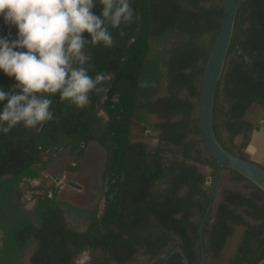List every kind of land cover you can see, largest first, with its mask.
<instances>
[{
	"label": "trees",
	"instance_id": "16d2710c",
	"mask_svg": "<svg viewBox=\"0 0 264 264\" xmlns=\"http://www.w3.org/2000/svg\"><path fill=\"white\" fill-rule=\"evenodd\" d=\"M220 5L131 0L134 18L121 26L125 35L109 24L114 46H88L90 75L109 76L89 93L88 105L77 108L55 94L56 119L0 132V264H162L176 246L198 264L206 177H214L216 163L199 132L197 97ZM8 31L0 20V35ZM13 83L0 70V86L7 91ZM263 121L264 0H246L216 88L213 130L223 148L250 159L246 146ZM135 122L149 133H131ZM91 142L106 151L102 206L62 199L46 185L52 176L78 173ZM202 239L203 264L256 263L264 256V191L222 168ZM165 264L184 263L174 251Z\"/></svg>",
	"mask_w": 264,
	"mask_h": 264
},
{
	"label": "clouds",
	"instance_id": "9594fccd",
	"mask_svg": "<svg viewBox=\"0 0 264 264\" xmlns=\"http://www.w3.org/2000/svg\"><path fill=\"white\" fill-rule=\"evenodd\" d=\"M98 5L99 15L93 12ZM133 18L131 0H0V20L9 29L0 35V70L15 81L7 91L0 86V102L7 101L0 110V132L56 119L50 110L55 94L60 102L86 107L89 93L109 79L106 73L90 75L88 46L113 47L108 25L121 28Z\"/></svg>",
	"mask_w": 264,
	"mask_h": 264
},
{
	"label": "water",
	"instance_id": "95a60500",
	"mask_svg": "<svg viewBox=\"0 0 264 264\" xmlns=\"http://www.w3.org/2000/svg\"><path fill=\"white\" fill-rule=\"evenodd\" d=\"M244 1L246 0H220V6L222 9L221 21L206 55L200 76L197 97V123L202 141L210 156L215 160L216 169L209 190L208 203L197 231L200 249V260L198 264H203L205 259L202 228L204 220L211 208L214 186L220 176L222 168L226 167L236 171L264 191V164L257 163L252 159L241 158L226 150L218 142L213 130V103L216 88L223 71L232 39L236 13ZM136 126L147 129V127L140 122H135L132 128ZM258 127L259 126L256 125L254 129H257ZM131 133L134 134L135 132L131 130ZM148 133V130L144 133L140 132V134ZM206 180H209V177H206ZM46 182L48 188H54L55 182L52 179H47ZM68 184L77 187V184L71 181H69ZM174 251L179 252L184 264H190L187 261L184 252L178 246L174 247L167 253L163 258L162 264H165L168 257ZM254 264H264V256Z\"/></svg>",
	"mask_w": 264,
	"mask_h": 264
},
{
	"label": "rangeland",
	"instance_id": "374dc122",
	"mask_svg": "<svg viewBox=\"0 0 264 264\" xmlns=\"http://www.w3.org/2000/svg\"><path fill=\"white\" fill-rule=\"evenodd\" d=\"M104 116V112H101ZM264 123V121H263ZM257 126H264V124ZM134 128V132H135ZM148 128L138 127V132H146ZM253 132V131H252ZM106 160V151L96 142H91L82 156L81 170L78 173H63L54 178L50 177L55 182V186L59 192V197L80 205H92L98 201L102 206V195L100 194V173ZM90 167V169H88ZM206 180L211 185L213 177ZM67 181H71L76 186L69 185ZM86 254H82L80 260L84 259Z\"/></svg>",
	"mask_w": 264,
	"mask_h": 264
},
{
	"label": "crops",
	"instance_id": "0c3cea01",
	"mask_svg": "<svg viewBox=\"0 0 264 264\" xmlns=\"http://www.w3.org/2000/svg\"><path fill=\"white\" fill-rule=\"evenodd\" d=\"M246 152L249 154L250 159L264 164V126L253 130L246 146Z\"/></svg>",
	"mask_w": 264,
	"mask_h": 264
},
{
	"label": "flooded vegetation",
	"instance_id": "af4514ba",
	"mask_svg": "<svg viewBox=\"0 0 264 264\" xmlns=\"http://www.w3.org/2000/svg\"><path fill=\"white\" fill-rule=\"evenodd\" d=\"M133 124H134V123H132L130 129L133 131L134 128H135L136 130H135V133H134V134H140V132L137 131V130H138V127H137V126L132 128ZM88 169H90V167H89ZM54 178H56V177H54ZM46 185H47V184H46Z\"/></svg>",
	"mask_w": 264,
	"mask_h": 264
}]
</instances>
